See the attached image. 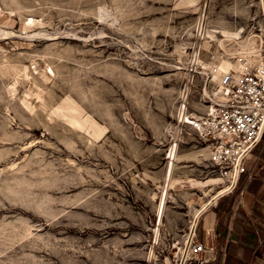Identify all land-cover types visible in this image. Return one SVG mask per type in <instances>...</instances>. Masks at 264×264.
<instances>
[{"label": "rangeland", "instance_id": "374dc122", "mask_svg": "<svg viewBox=\"0 0 264 264\" xmlns=\"http://www.w3.org/2000/svg\"><path fill=\"white\" fill-rule=\"evenodd\" d=\"M262 17L260 0H0V264H178L220 185L177 111L205 108L209 64L264 48Z\"/></svg>", "mask_w": 264, "mask_h": 264}, {"label": "built area", "instance_id": "2783aa9c", "mask_svg": "<svg viewBox=\"0 0 264 264\" xmlns=\"http://www.w3.org/2000/svg\"><path fill=\"white\" fill-rule=\"evenodd\" d=\"M234 59L226 70L217 63L205 68L216 91L206 95L201 112L182 104L176 116L179 128L194 132L203 143L219 191L227 193L238 190L242 178L246 184L256 179L258 168L251 162L256 150L259 155L264 150V48L258 54L238 53ZM205 250L194 231L184 264H205L208 259L200 256Z\"/></svg>", "mask_w": 264, "mask_h": 264}, {"label": "crops", "instance_id": "0c3cea01", "mask_svg": "<svg viewBox=\"0 0 264 264\" xmlns=\"http://www.w3.org/2000/svg\"><path fill=\"white\" fill-rule=\"evenodd\" d=\"M258 152L251 162L258 168L256 179L246 184L242 178L238 190L218 197L197 219L195 236L206 247L200 255L208 259L205 264H214L218 253L219 264L225 257L226 264H264V150Z\"/></svg>", "mask_w": 264, "mask_h": 264}, {"label": "water", "instance_id": "95a60500", "mask_svg": "<svg viewBox=\"0 0 264 264\" xmlns=\"http://www.w3.org/2000/svg\"><path fill=\"white\" fill-rule=\"evenodd\" d=\"M260 6H261V11H262V15L264 18V0H260ZM235 176H236V172H235ZM234 181H235V177H234ZM229 190H221L218 191L217 193H215L213 196H211L194 214L193 219L191 221L188 233L186 235L185 241L183 243V248H182V252L179 256V260H178V264H184V260L186 257V253L188 250V246L189 243L192 239L193 233L195 231L196 228V223H197V219L199 217V215L209 206L211 205L218 197L224 195L225 193H227Z\"/></svg>", "mask_w": 264, "mask_h": 264}, {"label": "bare ground", "instance_id": "6f19581e", "mask_svg": "<svg viewBox=\"0 0 264 264\" xmlns=\"http://www.w3.org/2000/svg\"><path fill=\"white\" fill-rule=\"evenodd\" d=\"M260 28H262V29H264L263 27H264V18L262 17V20H261V23H260ZM261 31V30H260ZM210 35V34H209ZM261 41H263L262 39H261ZM259 51H260V49H256V50H251V53H254V54H258L259 53ZM242 54V53H241ZM224 64V66H221L222 68H224V70H226L227 68H228V66H229V62L227 63V62H225V63H223ZM218 179H216V178H210L208 181H206V184H208V183H210V182H212V183H217L216 181H217ZM219 181V180H218ZM200 184V183H199ZM205 184V185H206ZM203 185H204V183H203ZM181 250H182V248H181Z\"/></svg>", "mask_w": 264, "mask_h": 264}, {"label": "trees", "instance_id": "16d2710c", "mask_svg": "<svg viewBox=\"0 0 264 264\" xmlns=\"http://www.w3.org/2000/svg\"><path fill=\"white\" fill-rule=\"evenodd\" d=\"M220 258H221V254L218 253L217 256H216V259L214 260V264H219L220 263ZM227 262V257H225L224 259V264H226Z\"/></svg>", "mask_w": 264, "mask_h": 264}]
</instances>
